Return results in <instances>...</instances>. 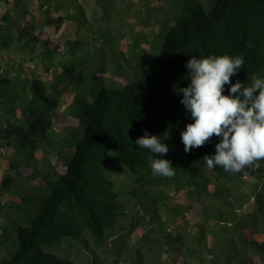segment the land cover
Masks as SVG:
<instances>
[{"label": "trees", "instance_id": "1", "mask_svg": "<svg viewBox=\"0 0 264 264\" xmlns=\"http://www.w3.org/2000/svg\"><path fill=\"white\" fill-rule=\"evenodd\" d=\"M159 1L144 5L140 26L153 20L152 31L129 43L122 27L97 28L79 0H0V55L15 54L0 64V264H264V162L246 174L208 169L215 136L186 153L193 121L179 92L192 56H242L232 84L264 78V0ZM115 2L96 0L110 23L123 13ZM112 32L125 34L127 55H143L132 79L99 55ZM61 85L75 91L62 132ZM145 131L169 146L161 158L175 176L152 173V153L134 143ZM246 175L256 176L250 193ZM183 191L189 203L173 205ZM197 208L193 232L181 227Z\"/></svg>", "mask_w": 264, "mask_h": 264}, {"label": "clouds", "instance_id": "2", "mask_svg": "<svg viewBox=\"0 0 264 264\" xmlns=\"http://www.w3.org/2000/svg\"><path fill=\"white\" fill-rule=\"evenodd\" d=\"M244 64L242 56L209 55L192 56L187 62L190 84L180 88V101L191 114L181 133L184 151L202 147L213 136L220 138L214 155L202 160L208 169L216 166L233 174H246V168L258 169L264 162V78L252 75L251 83L232 84ZM225 85H231L224 95ZM258 92V94H257ZM134 143L152 153L149 157L154 175L171 178L176 174L172 162L163 159L169 146L159 136L147 131Z\"/></svg>", "mask_w": 264, "mask_h": 264}, {"label": "rangeland", "instance_id": "3", "mask_svg": "<svg viewBox=\"0 0 264 264\" xmlns=\"http://www.w3.org/2000/svg\"><path fill=\"white\" fill-rule=\"evenodd\" d=\"M128 0H116V5L117 8H119L123 13L117 14V18L115 21H113L112 23L109 22V19L107 18L108 16L105 15H109L106 14L105 12H103V10H101L100 8L97 7V3L96 0H79V2L85 7V10L87 12L88 17L91 20H100L99 24L97 25L98 27H101V29H103L104 31H106V29H104V27L110 25L112 27V29H118V28H124L122 29L123 32L128 31V36H129V43L131 41V36H133V32H146V34H149L152 29H153V20H151L150 22H148V27H142L141 25V21L143 22V24H146V18L147 15L150 16L151 13L149 12H145V10H148V8L146 7L148 4H151L152 6H156V5H160L161 1L159 0H151L150 2L145 3L144 6L143 3L141 2V4L138 6V4L140 3L141 0H134V1H130L131 3H127ZM163 3V2H162ZM132 4V5H131ZM163 5L166 7V5L163 3ZM95 17V18H94ZM71 28V27H70ZM69 28V29H70ZM117 33L116 36L113 37V32L111 33V35H107L104 38V45H102V48L105 50H101L100 54L102 57L106 56L105 53H107L109 56L111 57H115L116 61H113L112 64L113 66H111V68L116 69V71L113 72V76L115 75H120V74H124L126 75L128 78L132 79V70H131V65H134V71L138 68H140L142 65V61H143V55L142 56H138V57H131L129 54L127 55L126 53V44L124 41V37L125 34L124 33ZM118 38L120 39H117ZM113 38V42H110V39ZM138 41L144 45L147 46L146 43H144V41L142 40V37L139 35V37L137 38ZM15 54H13V52H4L2 55H0V64L1 63H6L11 61L12 57ZM18 55V54H17ZM13 61V60H12ZM24 63V62H23ZM25 65L28 67H32V63H25ZM119 65V67H117ZM61 69V68H59ZM119 70V71H118ZM60 72V71H59ZM56 76V74H55ZM106 82V81H105ZM108 83L110 84L111 82L108 81ZM61 89L63 90V99L61 101V114L59 115V117L57 118V128L60 132H62V128H64L65 126H69V124L71 123V119L68 116L69 114V110H70V105L73 102V95L75 94V91L73 89H65L64 85H61ZM63 134V133H62ZM0 171H1V167H0ZM255 175H246L244 176L245 181L247 182L245 185V192L246 193H250L253 191L254 187H253V183L255 182ZM174 195V199L172 200V204H182V205H186L189 203V199H188V194L187 191H183L180 193H173ZM9 198V196L7 195H3L0 197V201H5ZM254 200V199H253ZM252 200V201H253ZM249 204H247L244 207V211L243 214L248 213L250 211H254L256 209V205H254L253 202V208L251 206H248ZM174 208V207H172ZM252 208V209H251ZM197 211H192L189 213H186L185 219L183 220L184 226L181 227H187L188 230L191 232H193V228L195 226V224L197 222H199L200 220V209L197 208ZM169 215L172 217L171 221H170V228H174L177 225H171V223H173V220L175 219V214L173 213H169ZM169 215H164V220L165 222L169 220L170 216ZM264 222V220L261 221V223ZM180 227V228H181ZM263 227V226H262ZM102 254H104L103 250ZM105 261L108 262L109 259L112 258V255H109V257H105ZM221 261H224V258L221 257Z\"/></svg>", "mask_w": 264, "mask_h": 264}]
</instances>
